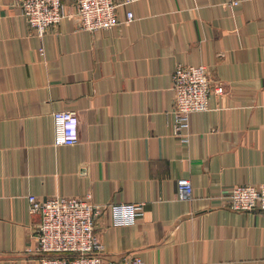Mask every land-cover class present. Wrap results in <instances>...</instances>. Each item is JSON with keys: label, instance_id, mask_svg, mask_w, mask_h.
I'll use <instances>...</instances> for the list:
<instances>
[{"label": "crops", "instance_id": "0c3cea01", "mask_svg": "<svg viewBox=\"0 0 264 264\" xmlns=\"http://www.w3.org/2000/svg\"><path fill=\"white\" fill-rule=\"evenodd\" d=\"M120 1L127 23L85 28L64 0L70 14L39 35L20 0H0V264L36 262L28 193L146 201L133 224L98 216L105 258L264 264V209L226 197L264 180V0ZM178 61L204 62L224 86L191 112L188 141L173 131ZM66 109L79 116L76 143L54 138L53 113ZM180 178L192 198L178 197Z\"/></svg>", "mask_w": 264, "mask_h": 264}, {"label": "built area", "instance_id": "2783aa9c", "mask_svg": "<svg viewBox=\"0 0 264 264\" xmlns=\"http://www.w3.org/2000/svg\"><path fill=\"white\" fill-rule=\"evenodd\" d=\"M127 1V0H126ZM237 0H232L236 3ZM120 0H76V13L81 26L88 29L112 28L117 23H127L134 17L128 9L125 18L118 17ZM21 12L27 23L42 35L49 26L58 24L70 13L64 0H20ZM44 52L43 45L40 47ZM174 89L172 110L173 131L185 141L190 139V114L208 107L211 92H222L218 81L212 84L211 74L204 62L178 61L172 70ZM54 138L60 143L79 140L80 122L76 111L55 110ZM193 183L189 178L178 181V197L192 198ZM227 203L235 209H264V180L258 183L234 184L226 194ZM31 211H39L41 221L35 233V243L26 246L37 253L35 264H146L138 253L123 254L118 259L105 258L104 243L96 228L98 216L108 210L111 223L133 224L144 213V200L95 202L87 195H53L40 199L28 193Z\"/></svg>", "mask_w": 264, "mask_h": 264}]
</instances>
